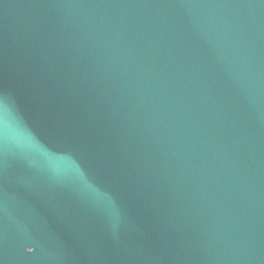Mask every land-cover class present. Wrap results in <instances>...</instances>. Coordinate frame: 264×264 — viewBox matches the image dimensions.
I'll use <instances>...</instances> for the list:
<instances>
[{
  "label": "water",
  "instance_id": "95a60500",
  "mask_svg": "<svg viewBox=\"0 0 264 264\" xmlns=\"http://www.w3.org/2000/svg\"><path fill=\"white\" fill-rule=\"evenodd\" d=\"M0 264H264V0H0Z\"/></svg>",
  "mask_w": 264,
  "mask_h": 264
}]
</instances>
